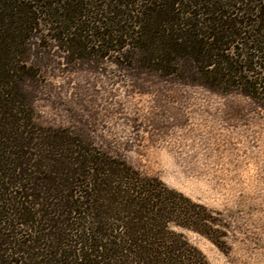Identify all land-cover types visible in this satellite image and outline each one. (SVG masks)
Returning a JSON list of instances; mask_svg holds the SVG:
<instances>
[{"label": "trees", "instance_id": "obj_1", "mask_svg": "<svg viewBox=\"0 0 264 264\" xmlns=\"http://www.w3.org/2000/svg\"><path fill=\"white\" fill-rule=\"evenodd\" d=\"M43 26L73 56L129 45L167 74L184 60L199 83L255 97L264 0H0V264H210L175 228L224 249L212 210L35 122L22 83L35 75L27 55Z\"/></svg>", "mask_w": 264, "mask_h": 264}, {"label": "rangeland", "instance_id": "obj_2", "mask_svg": "<svg viewBox=\"0 0 264 264\" xmlns=\"http://www.w3.org/2000/svg\"><path fill=\"white\" fill-rule=\"evenodd\" d=\"M52 34L43 26L27 55L35 122L69 129L212 210L224 249L175 228L210 264H264V93L210 88L184 60L167 74L129 45L73 56Z\"/></svg>", "mask_w": 264, "mask_h": 264}]
</instances>
